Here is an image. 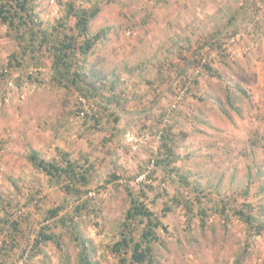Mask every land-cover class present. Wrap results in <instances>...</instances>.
<instances>
[{
  "label": "rangeland",
  "instance_id": "obj_1",
  "mask_svg": "<svg viewBox=\"0 0 264 264\" xmlns=\"http://www.w3.org/2000/svg\"><path fill=\"white\" fill-rule=\"evenodd\" d=\"M34 3L44 26L64 23L63 31L76 34L75 18H66L70 3L99 8L89 34L103 30L104 37L86 67L106 84L93 86L102 96L112 97L115 79L120 97L108 103L91 94L86 97L90 114L81 117L82 93L54 80L47 51L7 73L19 47L0 22V264H80L74 235L55 223L85 200L88 206L73 222L91 241L94 264H120L112 246L131 207L130 189L152 187L143 199L157 216L177 192L157 166L163 133L171 125L179 156L174 165L202 187L206 194L198 195L204 200L198 202L192 187H177L193 201L194 212L199 204L209 209L204 221L199 216L189 220L184 206L171 204L162 218L167 228H158L151 264H264V0ZM83 39L79 34L78 42ZM181 89L186 93L179 100ZM168 108L173 111L166 113ZM92 116L99 122H87ZM33 151L48 161L61 162L68 154L83 167L93 166L90 184L72 198L64 182L57 184L34 165ZM144 173L148 178L138 181ZM225 197L235 206L254 204L261 231L252 233L239 218L225 220L210 210ZM57 207L58 217L46 220ZM46 224L60 240L35 247ZM144 226L134 232L136 240Z\"/></svg>",
  "mask_w": 264,
  "mask_h": 264
},
{
  "label": "trees",
  "instance_id": "obj_2",
  "mask_svg": "<svg viewBox=\"0 0 264 264\" xmlns=\"http://www.w3.org/2000/svg\"><path fill=\"white\" fill-rule=\"evenodd\" d=\"M36 6L34 0H0V22L7 25L10 34L18 43V52L11 56L10 69H7V73L11 74V70H20L24 64L25 67L38 61L40 54L45 51L49 53L52 58L51 67L54 72V80L64 84L66 86H72L78 89L82 96L89 97L94 93L100 98H106L109 103L119 99L120 95L114 92L116 87L115 79H111L110 90L113 91L112 97L102 96L100 89L94 85L98 82L103 87L106 85L101 81V76L95 71H91L86 67L88 64V57L92 54L93 48L99 40L104 37V31L97 32L95 34H89L90 20L97 16L99 8H76L74 4L70 3L67 8L66 18L73 16L75 18V27L78 33H68L63 31L61 26L65 27L66 24L61 23L56 26H44L38 13L36 12ZM68 20V19H67ZM65 22H67L65 20ZM79 34L84 36L81 42H78L77 38ZM23 60V62H22ZM208 70H211V66L206 65ZM5 71L1 73V80L6 81L8 74ZM91 78V79H90ZM100 79L99 81L93 79ZM109 86V87H110ZM102 96V97H101ZM113 98V99H112ZM105 101V99H103ZM155 110L152 107L151 111ZM169 109L165 112H172ZM124 112V110L122 111ZM142 112V111H141ZM130 113V112H128ZM87 122L99 119L96 116L87 117ZM176 133L173 131V125L168 126L163 133V142L161 147L163 153L160 154L157 160V166L161 167L165 173V178L169 182H173L177 190L173 196H171V203L165 201V207L161 216H157L153 210H151L145 200L147 184L142 185L139 191H133L130 189L128 192L131 197V207L127 212L126 219L123 224L121 237L112 246V252L119 257L120 264H151L153 261V243L158 240V228H167L163 223V219L171 210L173 205H182L185 207L187 216L192 220L194 216H199L203 221L206 218L207 210L204 205L199 204L197 212H194L192 207V200L186 198L184 194L178 189V187H192L193 191L205 196V191L197 184H192L189 181L187 174L180 173L179 167L174 164L177 162L179 156L174 149ZM30 160L36 167L43 170L48 177L55 181L57 184L64 182V187L71 197L81 196V187H86L91 182L93 166L83 167L77 161L70 159L68 154H64V159L60 161H48L40 158L36 151H33L30 155ZM118 178V175H112L111 180ZM110 182V181H108ZM178 186V187H177ZM198 195L197 200L201 203L204 198ZM88 200L83 201L76 210L72 211V214L64 216L58 219L57 223L62 224L69 228L74 235V239L78 242L80 249V264H94L91 256L92 246L91 241L85 237H82L76 225L73 222L74 216L79 214L82 207H87ZM172 204V206H171ZM61 207L50 209L47 213L46 220H51L59 215ZM255 206L251 203H244L241 206H235L230 197L221 198L212 204L210 208L214 213H219L226 220L231 215L239 218L243 221L252 233L260 232L263 227L261 220L254 214ZM0 222H4L0 219ZM140 223H144L139 231V239L134 238V232L138 231ZM0 223V233L3 231ZM14 228H17L15 223ZM58 243L60 235L52 232L50 224L43 225L41 230L38 231L35 239V247H40L48 241ZM132 249L130 257H128V251Z\"/></svg>",
  "mask_w": 264,
  "mask_h": 264
},
{
  "label": "built area",
  "instance_id": "obj_3",
  "mask_svg": "<svg viewBox=\"0 0 264 264\" xmlns=\"http://www.w3.org/2000/svg\"><path fill=\"white\" fill-rule=\"evenodd\" d=\"M232 40H235V39L233 38ZM199 72L200 71L198 69L197 73H199ZM15 76L18 77V76H21V74L19 73V74L15 75ZM15 76H14V78H15ZM9 84L12 85V84H14V82L9 81ZM185 93H186V90L185 89H181L179 94H178V99L179 100L184 99ZM79 104H80L79 115L81 117H84L87 114H90V110H91L92 107H91V104L89 103V101H88V99L86 97L79 96ZM169 109L172 110V108H169ZM131 139L133 140V137ZM135 142H137V139H135ZM154 163H155V161L153 160L152 161V166L154 165ZM147 178H148V173H144L137 180L139 181V180H144V179H147Z\"/></svg>",
  "mask_w": 264,
  "mask_h": 264
},
{
  "label": "crops",
  "instance_id": "obj_4",
  "mask_svg": "<svg viewBox=\"0 0 264 264\" xmlns=\"http://www.w3.org/2000/svg\"><path fill=\"white\" fill-rule=\"evenodd\" d=\"M165 93H167V90H166V91H164V94H165Z\"/></svg>",
  "mask_w": 264,
  "mask_h": 264
}]
</instances>
